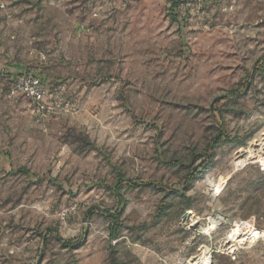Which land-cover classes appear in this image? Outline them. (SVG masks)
I'll list each match as a JSON object with an SVG mask.
<instances>
[{
	"label": "rangeland",
	"instance_id": "rangeland-1",
	"mask_svg": "<svg viewBox=\"0 0 264 264\" xmlns=\"http://www.w3.org/2000/svg\"><path fill=\"white\" fill-rule=\"evenodd\" d=\"M263 162L264 0H0V264H264Z\"/></svg>",
	"mask_w": 264,
	"mask_h": 264
},
{
	"label": "built area",
	"instance_id": "built-area-1",
	"mask_svg": "<svg viewBox=\"0 0 264 264\" xmlns=\"http://www.w3.org/2000/svg\"><path fill=\"white\" fill-rule=\"evenodd\" d=\"M11 90L12 94L28 99L32 104V111L41 118L62 112L68 104L59 87L51 88L45 80L30 70L13 75ZM259 168L264 170V162L259 163Z\"/></svg>",
	"mask_w": 264,
	"mask_h": 264
},
{
	"label": "bare ground",
	"instance_id": "bare-ground-1",
	"mask_svg": "<svg viewBox=\"0 0 264 264\" xmlns=\"http://www.w3.org/2000/svg\"><path fill=\"white\" fill-rule=\"evenodd\" d=\"M262 153V152H261ZM242 162H240V160H238V162H236L235 164L237 165V164H241ZM221 183V182H220ZM221 186V184L218 186L217 185V188L218 187H220ZM214 225L215 224H212V226H210L208 229L210 230L212 227H214ZM238 230V228H236L235 229V231L233 232V234H235L236 233V231ZM260 235H259V233H258V231H255L254 233H252L251 234V238H255V237H259ZM200 256V255H199ZM200 260V259H199ZM194 261V260H193ZM191 262V261H190ZM206 263V262H205ZM191 264V263H190Z\"/></svg>",
	"mask_w": 264,
	"mask_h": 264
},
{
	"label": "trees",
	"instance_id": "trees-1",
	"mask_svg": "<svg viewBox=\"0 0 264 264\" xmlns=\"http://www.w3.org/2000/svg\"><path fill=\"white\" fill-rule=\"evenodd\" d=\"M179 2H181V0H173V4L174 6H176ZM177 19V18H176Z\"/></svg>",
	"mask_w": 264,
	"mask_h": 264
}]
</instances>
